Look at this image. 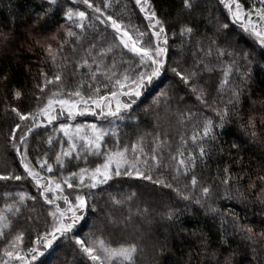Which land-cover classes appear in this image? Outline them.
Segmentation results:
<instances>
[{
    "label": "snow or ice",
    "instance_id": "snow-or-ice-1",
    "mask_svg": "<svg viewBox=\"0 0 264 264\" xmlns=\"http://www.w3.org/2000/svg\"><path fill=\"white\" fill-rule=\"evenodd\" d=\"M48 3L52 8L57 0H48ZM73 3L83 5L84 10L68 7L64 11L66 25L51 33L39 32L32 38V46L43 53V67L34 77L32 106L25 110L5 105V114L12 117L6 142L18 157L20 170L5 158L6 171L0 172V181L5 182V187L12 181L32 183L48 208L43 231L18 229L15 222L29 201L35 204L38 197L27 190L0 193L3 199L0 204V264H34L60 238L74 241L78 252L85 257L83 264H138V257L144 251L143 237L138 230L122 234L120 240H114L111 232L105 235L104 227L93 226V230L84 235L74 232L86 220L90 209L97 211L94 190L108 185L114 177H128L170 188L184 200H192V192L198 188L200 195L195 197V203L202 204L211 201L216 193L212 185L201 181L196 170L200 165L206 166V158L218 140L216 129H224L235 121L254 140L264 135V111L254 108L246 112L240 108L243 92L241 85L234 82V74L245 66L241 61L252 63L253 53L232 46L229 22L215 17L216 29L207 37V44L203 38L195 40L192 62L182 65L176 61V66L172 67L168 65V29L152 0H134L146 21L143 27L133 24L131 17L126 21L122 13L113 15L110 9L114 0H73ZM218 4L226 11L231 24L239 25L240 31L264 50V0H218ZM182 5L189 12L197 6L195 0H182ZM218 34H222L223 43ZM89 35L99 36V39L85 47ZM180 35L187 37L191 44L196 29L185 24ZM128 54L131 59L125 58ZM167 70L174 73L199 104L210 109L216 118L191 109L173 111L165 99L168 93L161 90L153 103L157 107L165 105L164 113L175 117L186 129L179 134L178 142L174 143L167 131L145 132L133 141L124 142L114 122L124 120L137 100ZM214 72H219L220 77L215 87L216 95L212 96L209 81L202 82V77ZM242 76L246 80L248 72ZM0 79L7 82L8 77L3 75ZM13 97L19 101L25 93L13 89ZM259 107L264 108V105ZM89 114L108 120L110 126L72 123L77 117ZM155 115L159 128V111ZM49 125L53 126V134L47 137L48 149L32 155L29 138L34 136L36 129H46ZM54 147L56 150L52 151ZM221 171L220 182L224 187L218 198L245 202L252 197L253 202L264 205V172H257L253 180L243 169V174L235 177L230 166L218 169V177ZM245 179L249 183L246 190L241 191V181ZM135 195L130 193L123 199L110 195V198L120 205L131 202ZM209 208L220 216L222 226L230 216L233 232L241 234L245 240L257 243V237L264 238V229L257 232L255 225L243 223L231 210L221 211L211 204ZM129 211L123 221L125 229L132 222L131 209ZM136 211L140 216L148 214L146 207ZM174 216L173 209L164 214L168 220ZM110 224L115 227L118 222L111 219ZM32 232L36 233L34 238ZM201 246L207 248L206 242L201 241ZM234 255L223 257V264H232ZM216 264H221L218 256Z\"/></svg>",
    "mask_w": 264,
    "mask_h": 264
},
{
    "label": "trees",
    "instance_id": "trees-1",
    "mask_svg": "<svg viewBox=\"0 0 264 264\" xmlns=\"http://www.w3.org/2000/svg\"><path fill=\"white\" fill-rule=\"evenodd\" d=\"M195 2L197 6L189 12L183 8L182 0H152L158 16L168 29V65L175 67L176 61H180L182 65L190 64L195 40L203 38L204 43L207 44V37L216 29L215 17L220 16L222 21L230 23L232 46L237 50L244 49L253 53L250 57L252 63L246 64L241 61L245 66L234 74V82L241 85L243 92L240 108L246 112H251L254 108L257 111H264V108L259 107L264 105V59H262L264 50L254 45L251 39L240 31L239 25L231 24L230 18L218 4V0H195ZM68 7H80L84 10L83 5H77L73 0H57L52 8L49 7L48 0H0V77L3 75L8 77L7 82L0 79V172L6 171L3 167L5 158L13 167L20 170L18 157L15 156L11 144L6 142V133L11 126L12 117L5 114V105L19 106L25 110L32 106L34 77L43 67L41 64L43 53L32 46V38L39 32L51 33L61 25H66L64 11ZM110 12L113 15L122 13L126 21L131 17L135 25L143 27L146 24L143 14L134 5V0H119V3L114 0ZM185 24H191L196 29V36L191 44L188 43L187 37L180 35V29ZM173 32L176 33L175 36L172 35ZM218 35L221 36L223 43L222 34ZM94 39L98 40L99 36L89 35L84 46L87 47ZM125 58L131 59V54ZM117 59L119 60V56ZM46 70L51 71V69ZM245 71L248 72L246 80L242 76ZM219 77V72L205 73L202 77V82L209 81L208 88L212 96L216 95L215 87ZM13 89H20L25 93V97L19 101L15 100ZM161 90L168 93L165 99L168 100L173 111L177 108L182 111L191 109L193 112L202 111L216 118L210 109L199 104L187 86L182 84L174 73L167 70L137 100L133 109L126 113L125 119L117 121L116 126L124 142L133 141L145 132L165 131L174 143L178 142L179 134L186 129L177 123L175 117H169L164 113L165 105L161 104L157 107L153 103ZM157 111L160 113L159 128L156 127ZM96 119L97 116L94 120ZM76 120L88 119L79 117ZM190 128L189 124V132ZM260 131L261 129L258 128V132ZM216 132L218 140L210 156L206 158V166L200 165L196 170L201 181L214 188L216 195L211 201L195 203V197L200 195L198 188L192 192L194 197L192 200H184L172 189L150 181L114 177L108 185L94 190L97 211L93 212L90 209L86 220L82 221L74 232L84 235L93 230V226L104 227L105 235L111 232L114 240H120L123 238L122 234L138 230V234L143 237L141 243L144 249L142 255L138 257V264H216V256L221 258L223 264V257L229 256L230 253H235L232 264H264V238L257 237V243L245 240L241 234L233 232L230 216L222 226L220 216L209 208L211 204L221 211L231 210L243 223L255 225L257 232L264 229V205L253 202L252 197L245 202L239 199L218 198L224 187L220 182L223 172L221 171L220 176H217L218 169L222 170L225 166H230L234 177L238 173L243 174L241 173L243 169L252 176L253 180L257 172H264V135L254 140L235 121L227 124L224 129L217 128ZM51 134H53L52 125L47 126L46 129L41 127L35 130L34 136L29 138V146L33 149L32 155L37 151L42 154L48 149L46 140ZM147 139L150 140L151 137ZM56 147L52 151H55ZM248 183V179L241 181V191L246 190ZM5 190H27L38 197L35 204L29 201L28 207L15 222V227L29 231L32 228L43 231L48 206L39 198L36 187L26 181L7 182L5 187V182L0 181V193ZM130 193L136 194L134 199L120 205L114 204L110 198L111 195L123 199ZM2 203L3 199L0 198V204ZM145 207L148 209L147 216L137 215L136 210ZM130 209L132 222L125 229L123 221L129 216ZM169 209L175 210L172 220L164 217ZM29 216L33 219L29 220ZM111 219L118 222L117 226L113 227L110 224ZM35 234L32 232L33 238ZM201 241L206 242L207 248L201 246ZM84 260L85 257L78 252L73 240L60 238L34 264H83Z\"/></svg>",
    "mask_w": 264,
    "mask_h": 264
},
{
    "label": "rangeland",
    "instance_id": "rangeland-1",
    "mask_svg": "<svg viewBox=\"0 0 264 264\" xmlns=\"http://www.w3.org/2000/svg\"><path fill=\"white\" fill-rule=\"evenodd\" d=\"M83 119H88V120H83V121H77V120H75L74 122H72V123H99V124H101V125H103V126H105V127H109L110 125H109V123H108V121H104L105 119H103V118H100V117H98L97 116V119L96 120H94L95 119V117L96 116H93V115H86V116H81ZM77 118H79V117H77ZM111 119V118H110ZM117 121H119V120H116L115 122H114V126H116V124H117ZM67 122H71V121H67ZM57 127H58V125H57Z\"/></svg>",
    "mask_w": 264,
    "mask_h": 264
}]
</instances>
